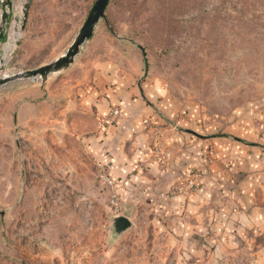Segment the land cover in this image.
<instances>
[{
	"label": "rangeland",
	"instance_id": "rangeland-1",
	"mask_svg": "<svg viewBox=\"0 0 264 264\" xmlns=\"http://www.w3.org/2000/svg\"><path fill=\"white\" fill-rule=\"evenodd\" d=\"M95 1L11 0L0 79L65 55ZM126 81L157 116L140 114L142 168L171 175L153 201L137 186L130 194L92 148L124 120L115 91ZM255 109L264 111V0H111L70 67L0 89V264H264L253 237L226 254L223 233L186 231L166 205L200 193L218 163L210 148L204 161H177L171 136L222 133ZM233 164L222 162L230 173ZM118 217L132 223L122 235Z\"/></svg>",
	"mask_w": 264,
	"mask_h": 264
},
{
	"label": "crops",
	"instance_id": "crops-1",
	"mask_svg": "<svg viewBox=\"0 0 264 264\" xmlns=\"http://www.w3.org/2000/svg\"><path fill=\"white\" fill-rule=\"evenodd\" d=\"M122 88L118 87L115 92L125 118L118 123V127L107 130L101 148L97 143L92 148L97 160L109 165L118 176L130 180V194L141 188L139 190L153 201L158 190L163 191L160 192L162 196L163 193L167 195L171 177L169 170L161 176V172L158 173L153 166L149 170L146 165V171L142 168L143 162L149 160L142 116L154 120L157 116L144 100L140 85L133 87L130 81H126ZM241 115L238 124L230 125L222 133L202 134L198 129L185 128L181 134L172 135L170 139V144L179 154L177 161H204L206 151L212 149V157L218 162L213 179L184 204H181L182 199L177 198L176 203L166 205L181 215L186 231L209 232L211 229L223 233L217 249H225L226 254L232 253L236 247H244L251 237L256 246L264 244V177L256 175L264 170V111H251V119ZM132 117L139 119L131 121ZM228 161L236 162L233 164L236 165L235 172L230 173L222 165V162Z\"/></svg>",
	"mask_w": 264,
	"mask_h": 264
},
{
	"label": "water",
	"instance_id": "water-1",
	"mask_svg": "<svg viewBox=\"0 0 264 264\" xmlns=\"http://www.w3.org/2000/svg\"><path fill=\"white\" fill-rule=\"evenodd\" d=\"M111 0H96L95 4L88 16L87 21L85 22L84 26L81 28L79 34L77 35L75 41L68 49L67 53L60 57L53 63L47 64L43 67L38 69L26 71L20 74L13 75L11 77H5L0 79V89L11 82L19 81V80H31L34 82H38L42 80L45 83L52 74H57L65 70L66 68L70 67L75 58L80 54L81 48L90 40H92L95 30L97 26L100 24L102 20L106 18V12L110 5ZM2 25L0 26V50L1 44L4 41L5 37V26L9 23V11L12 8L11 0H2ZM30 5L27 4L23 11V18H22V28L25 26V23L28 19ZM18 22V20H17ZM0 62L4 63L5 53H0ZM2 69L0 68V71ZM132 228V223L130 220L124 217H118L114 219V233L116 235H122L126 231Z\"/></svg>",
	"mask_w": 264,
	"mask_h": 264
},
{
	"label": "built area",
	"instance_id": "built-area-1",
	"mask_svg": "<svg viewBox=\"0 0 264 264\" xmlns=\"http://www.w3.org/2000/svg\"><path fill=\"white\" fill-rule=\"evenodd\" d=\"M115 115L117 116L118 114H117V113H115Z\"/></svg>",
	"mask_w": 264,
	"mask_h": 264
}]
</instances>
